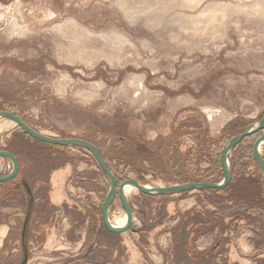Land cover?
<instances>
[{
	"label": "rangeland",
	"instance_id": "1",
	"mask_svg": "<svg viewBox=\"0 0 264 264\" xmlns=\"http://www.w3.org/2000/svg\"><path fill=\"white\" fill-rule=\"evenodd\" d=\"M0 107L40 132L91 141L119 180L219 182L228 138L264 115V0H0ZM19 127L0 118V148L14 150L16 176L37 199L27 264H122L125 243L175 264H264V236L252 231L264 229V179L250 150L235 148L224 192L149 198L134 189L133 225L113 233L101 219L109 181L95 157L72 145L42 147ZM63 164L71 166L68 199L54 207L44 179ZM11 167L0 157V173ZM29 199L0 206V264L24 258ZM124 214L116 197L110 218ZM185 235L191 250L181 246Z\"/></svg>",
	"mask_w": 264,
	"mask_h": 264
},
{
	"label": "water",
	"instance_id": "2",
	"mask_svg": "<svg viewBox=\"0 0 264 264\" xmlns=\"http://www.w3.org/2000/svg\"><path fill=\"white\" fill-rule=\"evenodd\" d=\"M0 118H6L13 121L16 125L20 126L24 132L30 135L32 138L39 140L41 142H45L48 144L59 145V146H77L86 149L90 152L97 162L99 163L101 169L105 172L109 185L108 190L106 192L104 201L101 205V219L105 225V227L113 232V233H123L131 229L133 222H134V209L133 205L130 203L128 199L127 190L129 188L137 189L140 193L160 196V195H167V194H174L183 191L189 190H202V189H223L225 188L232 179V171L230 168V156L233 150L237 147V145L243 141L247 136L252 134H256L258 132L264 131V115L257 119L253 124L247 127L244 131L238 133L237 135L233 136L231 139L227 141L224 145L221 155V167L223 171V179L219 182L216 181H193L189 183L183 184H171V185H160V186H150L142 183L136 178H127L123 180L118 186L116 182L115 174L110 169L107 161L105 160L101 150L98 148L97 145L92 143L89 140L77 137H58L49 135L43 132L36 130L35 128L31 127L26 121H24L19 115L12 111L8 110H0ZM264 145V133H262L257 140L255 141L254 148H253V157L257 164L260 167V170L263 175L264 179V158L262 156V147ZM0 157L7 159L12 167L8 173H0V182L8 181L14 178L20 168L19 160L17 156L8 149L0 148ZM26 191L30 197L29 205L26 211V215L23 221L22 227V245H23V255L24 258L22 259L21 264H27L28 260V247H27V235L29 230V223L32 216V211L34 207V197L32 190L27 182H24ZM119 198L121 206L125 211L126 215V222L124 225H115L111 222L110 219V207L113 201Z\"/></svg>",
	"mask_w": 264,
	"mask_h": 264
},
{
	"label": "trees",
	"instance_id": "3",
	"mask_svg": "<svg viewBox=\"0 0 264 264\" xmlns=\"http://www.w3.org/2000/svg\"><path fill=\"white\" fill-rule=\"evenodd\" d=\"M0 110H8V111H12V112H14V113H16L17 115H19L24 121H26L31 127H33V128H35V126L34 125H32V123L26 118V117H24L19 111H17V110H11L10 108H5L4 109V107H0ZM20 128V132H19V134L21 135V137L22 138H24L25 140H27L28 138L30 139V140H32V141H34L35 143L36 142H38L39 143V145H41L42 147L43 146H57V147H61V148H63V147H66V146H59V145H53V144H48V143H45V142H41V141H39V140H36V139H34V138H32L30 135H28V134H26L25 132H24V130L21 128V127H19ZM36 129V128H35ZM246 129V128H245ZM244 129V130H245ZM37 130V129H36ZM244 130H242V131H244ZM241 131V132H242ZM240 133V132H239ZM263 133V131H261V132H258V133H256V134H252V135H250V136H247L243 141H241L238 145H237V147H236V149L238 148V147H243L244 149V154H247L248 153V150H250V157H251V159L252 160H254L255 161V159H254V157H253V148H254V144H255V141L257 140V138L261 135ZM238 134V133H237ZM237 134H235V135H237ZM235 135H231L229 138H228V140L229 139H231L233 136H235ZM69 138V137H68ZM227 140V141H228ZM252 140V141H251ZM227 141H226V143H227ZM251 141V143H250V146H248L249 145V142ZM225 143V144H226ZM224 144V145H225ZM40 146V147H41ZM77 147V146H76ZM224 147V146H223ZM80 148H82V147H80ZM8 150H10V151H12L15 155H16V153L14 152V150H12L11 148H7ZM223 149V148H222ZM235 150V149H234ZM234 150H233V152H234ZM233 152H232V154H233ZM231 154V156H230V165H234V163H233V161H234V159L232 158V155ZM17 156V155H16ZM106 160V159H105ZM256 162V161H255ZM220 163H221V161H220ZM257 163V162H256ZM259 166V165H258ZM110 167V166H109ZM110 169H111V167H110ZM112 170V169H111ZM244 170H241L240 171V173H242V175H243V172ZM112 172L114 173V171L112 170ZM115 174V177H116V182H117V186L123 181V180H125V179H123V180H119V178L117 177V175H116V173H114ZM246 176H245V174L242 176V179L243 180H248V181H250L249 179H246L245 178ZM232 179H233V172H232ZM232 179H231V181H230V183L225 187V188H223V189H202V190H200V191H206V192H210V193H220V192H224V191H226V190H228V189H230L231 188V182H232ZM40 180V179H39ZM42 183H44L42 180H40ZM139 181H141V180H139ZM196 181H212V180H209V179H200V180H196ZM142 182V181H141ZM189 182H192V181H187V182H184V183H189ZM45 185H47V189H48V191H49V185L46 183V181H45V183H44ZM262 185H263V183H261ZM260 184V185H261ZM0 185L1 186H6V185H11V189L9 190V191H7V192H2V193H0V206H2V203L7 199V198H9L10 196H13V197H20V196H23V197H25V200L27 201V199L29 198V195H28V193H27V191H26V188H25V185H24V179H22V178H20V177H18V176H15L14 178H12V179H10V180H8V181H5V182H0ZM32 189V193H33V197H34V201L36 202V195H35V192H34V190H33V188H31ZM48 191H47V201L50 203V201H49V194H48ZM234 191L235 192H237L238 191V186L236 187V186H234ZM184 192V191H183ZM143 194V193H142ZM145 196H147V197H149V198H155V197H158V196H154V195H148V194H144ZM261 195H262V193H261ZM230 200H232V201H234L235 203H238V199L234 196V195H231L230 196V199H229V201ZM242 202V201H241ZM243 204H246V201H243V203H242V205H238L239 207H243ZM244 208V207H243ZM230 212H233V211H228L227 213H230ZM236 214H240L241 216H242V214L241 213H237L236 211H234L233 213H230V214H227L226 216H228V217H232V216H235ZM244 217V216H243ZM244 219H246V220H249V219H247V218H244ZM254 229L252 230L253 232L254 231H256L257 233H258V235L259 236H264V229H262V227H258V228H255V227H253ZM262 229V230H261ZM186 236L187 235H185L184 236V238L182 239L183 240V243L181 244V246L182 247H184L185 246V248L187 249V250H191V245H189V243H188V241L186 242ZM177 243V242H176ZM263 243V241L261 242V244ZM187 246V247H186ZM188 252V251H187Z\"/></svg>",
	"mask_w": 264,
	"mask_h": 264
},
{
	"label": "crops",
	"instance_id": "4",
	"mask_svg": "<svg viewBox=\"0 0 264 264\" xmlns=\"http://www.w3.org/2000/svg\"><path fill=\"white\" fill-rule=\"evenodd\" d=\"M71 173V166L69 164L63 165H54L48 169V174L46 173V183L49 185V201L50 204L54 207H59L65 204L68 199L67 187L68 180ZM124 252L128 253V257L121 259L122 264H175L172 262L170 258L166 259L164 256L159 258H155V255H150L147 252V249L140 247L138 244H133L131 247L125 243ZM198 244V243H197ZM198 250H205L203 244H199L195 246ZM108 248L105 247L104 250ZM117 247L113 248V250L117 251ZM205 259L203 257H189L185 259L182 263L188 262L190 264H198V262H203ZM228 264H234L238 262L240 264L239 259L229 258L226 260ZM209 264V263H208Z\"/></svg>",
	"mask_w": 264,
	"mask_h": 264
},
{
	"label": "bare ground",
	"instance_id": "5",
	"mask_svg": "<svg viewBox=\"0 0 264 264\" xmlns=\"http://www.w3.org/2000/svg\"><path fill=\"white\" fill-rule=\"evenodd\" d=\"M134 189L133 188H129L127 190V193L130 194ZM127 194V195H128ZM112 221V220H111ZM126 222V215L124 214L121 218H118L117 220H113L112 223L115 224V225H124Z\"/></svg>",
	"mask_w": 264,
	"mask_h": 264
}]
</instances>
